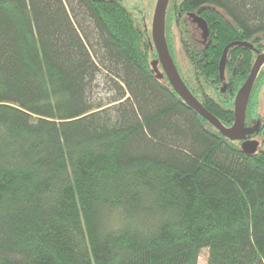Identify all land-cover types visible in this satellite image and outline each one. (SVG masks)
I'll use <instances>...</instances> for the list:
<instances>
[{
  "label": "trees",
  "instance_id": "16d2710c",
  "mask_svg": "<svg viewBox=\"0 0 264 264\" xmlns=\"http://www.w3.org/2000/svg\"><path fill=\"white\" fill-rule=\"evenodd\" d=\"M165 33L189 90L231 127L264 53V0H172ZM158 60L123 0H0V264H199L204 250L264 264V150L224 137ZM263 87L264 66L245 121L264 143Z\"/></svg>",
  "mask_w": 264,
  "mask_h": 264
},
{
  "label": "water",
  "instance_id": "95a60500",
  "mask_svg": "<svg viewBox=\"0 0 264 264\" xmlns=\"http://www.w3.org/2000/svg\"><path fill=\"white\" fill-rule=\"evenodd\" d=\"M169 2L170 0H157L152 22V39L159 58L158 61L161 64L169 83L171 84L175 92L190 108H192L200 116L206 119L224 137L231 141L243 140L246 135L251 134V130L245 127L246 112L255 81L264 65V53H257V58L252 67L250 75L235 97L234 122L231 127H226L216 116L211 114L192 94V92L189 90V88L181 78L179 71L177 70V67L167 45L165 33V19ZM194 18L197 21L199 28L202 29L205 34H207V23L197 16H194ZM235 44L246 47L250 46V44L246 42L233 43L227 46L223 52L219 65L221 75L223 74L228 50ZM257 145L258 144L255 142H249L244 143L242 146L247 151L255 152L257 150Z\"/></svg>",
  "mask_w": 264,
  "mask_h": 264
},
{
  "label": "rangeland",
  "instance_id": "374dc122",
  "mask_svg": "<svg viewBox=\"0 0 264 264\" xmlns=\"http://www.w3.org/2000/svg\"><path fill=\"white\" fill-rule=\"evenodd\" d=\"M157 4V0H123V5L134 15V17L144 22L145 26L150 32L152 37V22L155 7ZM177 62L182 72L191 80L192 70L190 66L187 64L184 57L181 55L179 50V45L177 44ZM264 66V65H263ZM113 96V85L107 83L106 79L102 76L98 78L97 81V89H96V97L108 100ZM259 104H260V115L261 119L264 120V87L261 89L259 95ZM257 141L260 143L259 147L264 150V143L261 137L257 138ZM208 258V250H204L200 256L199 264H207Z\"/></svg>",
  "mask_w": 264,
  "mask_h": 264
},
{
  "label": "flooded vegetation",
  "instance_id": "af4514ba",
  "mask_svg": "<svg viewBox=\"0 0 264 264\" xmlns=\"http://www.w3.org/2000/svg\"><path fill=\"white\" fill-rule=\"evenodd\" d=\"M171 1L172 0H170V2H169V5H168V8L170 7V3H171ZM168 8H167V11H168ZM194 16H197V17H199V18H201V19H203L206 23H207V21H206V18L205 17H202L201 15H199V14H194V13H189V16H188V23L191 25L190 27H191V30H192V36L194 37V40H196L197 41V37L196 36H198V37H200V38H203L204 36H208L209 35V30H208V33L207 34H205L204 33V31L202 30V29H200L199 28V26H198V23H197V21L195 20V18H194ZM207 26H208V24H207ZM207 39V38H206ZM224 87L222 88V92L223 93H225L226 92V90H227V85L225 84V85H223ZM247 128V127H246ZM247 129H249V128H247ZM258 130L259 129V124H254V125H251V134H248V135H246L244 138H243V140H240L241 141V143H242V145L244 144V143H249V142H255V143H257L258 145H257V148L259 147V142L257 141V138H259L260 137V135H255V130ZM250 130V129H249ZM259 132V130L257 131V133Z\"/></svg>",
  "mask_w": 264,
  "mask_h": 264
}]
</instances>
